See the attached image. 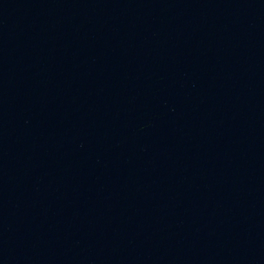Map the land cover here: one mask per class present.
Returning <instances> with one entry per match:
<instances>
[{
    "label": "water",
    "instance_id": "95a60500",
    "mask_svg": "<svg viewBox=\"0 0 264 264\" xmlns=\"http://www.w3.org/2000/svg\"><path fill=\"white\" fill-rule=\"evenodd\" d=\"M0 264H264V0H0Z\"/></svg>",
    "mask_w": 264,
    "mask_h": 264
}]
</instances>
